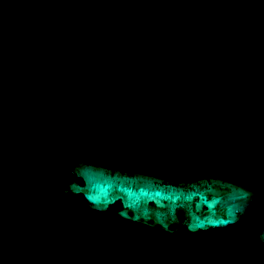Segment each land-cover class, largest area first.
<instances>
[{
	"label": "water",
	"instance_id": "1",
	"mask_svg": "<svg viewBox=\"0 0 264 264\" xmlns=\"http://www.w3.org/2000/svg\"><path fill=\"white\" fill-rule=\"evenodd\" d=\"M0 264H264V0H0Z\"/></svg>",
	"mask_w": 264,
	"mask_h": 264
}]
</instances>
